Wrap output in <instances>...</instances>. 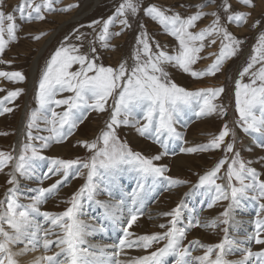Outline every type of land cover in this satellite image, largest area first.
I'll use <instances>...</instances> for the list:
<instances>
[{"label":"snow or ice","instance_id":"obj_1","mask_svg":"<svg viewBox=\"0 0 264 264\" xmlns=\"http://www.w3.org/2000/svg\"><path fill=\"white\" fill-rule=\"evenodd\" d=\"M214 0H207L205 4L196 5L194 14L187 17L170 9L149 5L144 9V15L158 23L164 34L173 37L178 42L175 55H171L159 45L150 42L146 32H141L136 37V50L133 54V65L121 62L118 68L105 67L96 63L97 57L80 53L76 45L65 42L55 51L47 61L38 85L36 101L38 107L31 112L27 122V143L23 145L18 156L0 151V172L12 161L13 171L9 173L7 183L12 187L7 189L5 199L0 200V264H19L17 257H23L29 252L42 250L43 254L36 257L31 264H165V258L174 257V264H264V250L253 252L250 245L264 246V180L259 178L256 169L246 166L235 153L229 163L227 153H233L234 143L225 145L226 137L235 134L225 124L218 135L213 136L206 144L195 147L180 148L182 153L195 154L197 152L214 151L224 145L225 159L220 160L214 168L199 178L193 191L203 189L209 194L207 208H212L220 201H229L228 207L220 214L221 218L202 223L198 216L187 220L181 226L184 204H178L170 212L163 215L170 217L168 224H160L163 232L136 235L129 231L130 228L144 215L146 184L149 178L153 185L162 178L167 181V190L180 186L182 181L166 176L167 167L157 166L154 161H159L162 156L168 155L170 144L177 141L184 142V136L177 131L176 125L183 120L187 110H192L196 117H206L214 114L226 115V110L213 101L224 92V88H201L188 91L179 87L169 79L167 67H175L190 75L194 79L205 76H214L218 73L224 62L231 59L239 51L242 40L232 35L221 24L218 12L206 14L202 11ZM56 0H20L15 11L28 22L43 21L45 13L55 12ZM237 3L248 9H254V0H237ZM2 6V0H0ZM69 8L63 9L69 11ZM229 0H223L222 9L227 13V22L241 27L247 23L251 11L232 12ZM140 5L134 0H123L116 9V14L103 22L96 40L102 47L107 48L113 35L119 36L121 32L110 33L109 27L117 17L122 26L130 27L128 14L136 16ZM171 12V14H169ZM205 15L214 17L212 24L199 32L191 31ZM5 21L7 24L5 25ZM95 23H99L96 21ZM260 24L257 20L252 27ZM93 27V25H89ZM143 28V25H141ZM17 28L14 15L5 14L0 10V56L5 52L9 43L17 40ZM5 34L7 38H5ZM44 35V34H41ZM36 36L35 39H40ZM83 36H77L82 40ZM220 39L218 54L211 53L215 59L203 71L193 69L199 60L205 59L200 55L206 46L210 47ZM207 42V44H206ZM253 54L247 65L239 73L240 79L235 83V108L239 114L237 126L249 136H259L264 141V34L258 38L257 44L252 49ZM95 47L91 53H95ZM0 63H5L0 59ZM79 68L73 71V66ZM256 65H259L256 68ZM256 68L255 71L253 69ZM245 76L249 82L242 83ZM0 77L12 83H22L24 75L19 72L0 71ZM2 90V89H0ZM23 93V89L8 92L0 100V114L11 112L13 109L4 106V101L11 102ZM64 93H70L65 98L58 99ZM109 99L113 100L110 119L106 122L105 130L95 141H83L79 146L92 153L86 161L64 160L60 158H47L41 155L44 149L53 144L64 143L72 136L80 123L86 118L88 112L103 113L108 110L106 105ZM198 106V110L194 107ZM56 108H63L57 112ZM143 114V124L137 119L133 122L134 113ZM50 114V115H49ZM42 120L47 127L43 131L48 136H33L32 129L37 126V121ZM135 127L137 133L158 144L163 151L151 158L139 152H133L126 144H122L116 134L120 126ZM139 125V126H138ZM186 126V122H185ZM39 141V146L32 143ZM99 145H102L99 146ZM264 147V143H261ZM48 161L47 171L39 177L44 179L59 176L55 183L49 187H40L32 196L27 205L19 203L17 195V176L31 179L38 167L37 161ZM227 164V185L217 183L218 174ZM131 167L136 171L141 182L137 191L133 192L131 206L120 213L113 212L111 206L95 201L104 209L107 219L119 223L122 235L118 242L106 244L93 250L96 246H85L86 237L94 229L86 225L81 219L83 202L85 198L93 201L100 182L105 178L114 177L117 173ZM87 170L85 183L75 192L68 201L69 207L62 213L41 211V206L56 196L70 178L81 175L82 170ZM235 181V183H233ZM251 199L258 207L254 227L246 231L242 240H235L229 236V228L224 227L223 239L214 245L205 246L199 241L191 242L184 246L188 231L192 228L216 229L220 225H230L232 214L243 200ZM123 204V201H120ZM42 218V219H38ZM103 231V227L100 229ZM162 244L155 251L146 255L127 256V249L143 250L148 252L154 245ZM56 250H54V248ZM198 246L204 250L203 255L192 259V251ZM233 248L239 253L240 259L231 261L227 256L235 254ZM14 249H16L14 251ZM107 249H112L111 252ZM52 252L51 255L48 253Z\"/></svg>","mask_w":264,"mask_h":264},{"label":"rangeland","instance_id":"obj_2","mask_svg":"<svg viewBox=\"0 0 264 264\" xmlns=\"http://www.w3.org/2000/svg\"><path fill=\"white\" fill-rule=\"evenodd\" d=\"M122 2L123 0H56L54 7L57 10L55 12L45 13V19L43 21L28 22L21 17L19 12L15 11V8L20 3V0H2V6H0V10H2L6 15H14V23L17 28V40L15 42L9 43L4 54L0 56V59L5 61V63H0V71H19L24 75L25 80L22 83H12L3 77H0V89H2L0 90V100H3L10 91L23 89V93L15 100L11 102L4 101V106L12 108L13 110L11 112L0 114V151L11 153L13 156H16V129L17 126L21 124V120L23 122V128L21 137H19L18 154L23 145L28 142L27 122L31 112L38 107L36 94L38 92V85L42 71L44 70L47 61L62 45V43L65 42L66 38L67 44L76 45L79 47L80 53L97 57L98 59H96V63L98 65L112 67L115 69L119 67L121 62L126 61L127 65L131 67L134 63L133 54L137 47L136 37L141 32L147 33L150 42L153 43L154 50L155 43H159L163 50L171 55H175L176 50L178 49V42L173 37L164 34L163 29L158 23L144 15V9L146 7L149 5H155L157 7L170 9L171 12L179 13L181 16L187 17L195 13L197 10L195 7L196 5L205 4L207 3V0H134V2L140 5V9L136 16L128 14L127 18L130 27L125 28L122 26L119 22L122 17H117L114 23L110 25L109 31L110 33L121 32V35H113L109 41V46L107 48L102 47L101 43L96 40V37L102 28L103 22L108 20L110 17L115 16L116 9ZM222 3L223 0H214V2L209 4V6L204 7L202 11L206 14H210L214 11L218 12L221 18V24L224 25L232 35L243 41L236 55L231 59L226 60L221 70L216 73V75L205 76L202 79H194L190 75L183 73L175 67L169 66L166 68V70L168 71L169 79L172 82L188 91H196L198 89L208 87L224 88V92L213 102L219 106H222L226 110V115L220 116L219 114H214L198 118L195 116L192 110H187L183 120L176 125L177 131L181 132V134L184 136V142L177 141L174 144H170L169 154L162 156L159 161H154L157 166L167 167L169 169V171L165 173L166 176L184 182L180 186L174 187L171 190H167V187H165V184L167 185V181H164L162 178L160 179L159 183H156L155 185L152 184L151 178L145 181L146 192L143 193L146 201L144 214L146 210L158 200V198L160 199L163 197L160 201V212L162 215L159 217V224L154 233L163 232L166 230L161 229L159 225L168 224V221L171 218L164 216L163 214L170 212L182 202L183 204H189L190 202L188 196L190 194H194V197L197 193L204 197L208 202L209 194H207L203 189L196 191H193V189L194 186L198 184L199 178L201 176L214 168L220 160L225 159L226 153L224 151V145H222L218 150L197 152L195 154L182 153L180 148L195 147L206 144L213 136L220 133L225 124H227L230 131L235 134L234 140L232 135L226 137L225 140V145L227 143H234L233 153H227V159L229 163L234 158L235 153H239V158L245 162L246 166L256 169V171L259 173V178L264 180V147H261V143H264V141H262L259 136H249L245 134L242 129L237 126L239 114L236 112L235 108V83L238 79H240L239 73L247 65L249 58L253 54L252 49L257 44L259 36L264 34V0H254V9L243 7L237 3V0H229V3L232 6L230 11H251V16L249 17L247 23L241 27H237L234 24H229L227 22V13H225L222 9ZM69 6H72L69 11L63 10L69 8ZM171 12L169 14H171ZM213 19L214 17L211 15H205L197 22L196 27L191 31L199 32L200 30L210 26ZM257 20L260 21V24L256 27H252L253 23ZM96 21H99V23H95ZM6 24L7 21H5V25ZM89 25H93V27H89ZM141 25H143V28H141ZM81 35L83 36L82 40H78L77 36ZM36 36H41V38L35 39ZM49 37L50 40H48ZM5 38H7L6 34ZM45 41L47 46L39 58L36 77L33 81L30 91L26 92L27 85L30 80L29 72L31 63L37 56L38 50ZM92 47H95V53H91ZM219 48L220 39L217 38L216 44H213L210 47L206 46L203 52L200 53L202 57L206 58L199 60L195 65H193V69L196 71H203L207 69L215 59V56L210 54H218ZM258 67L259 65H256V68ZM78 68V65H74L72 70L75 71ZM256 68H254L253 71H255ZM248 82L249 78L248 76H245L242 80V83ZM68 95H70V93H64L62 96H58L57 98L62 99ZM112 104L113 100L109 99L108 104L106 105L108 108L107 111L103 113H98L95 111L88 112L86 118L82 123L79 124L72 136L68 137L64 143L53 144L51 147L44 149L41 152V155L47 158H60L64 160H88L92 153L86 148L79 146V143L83 141H95L97 137L101 135V133L105 130L106 122L110 119ZM194 107H196V110H198V106L194 104ZM55 110L57 112H61L63 108H56ZM142 117V112L137 111L134 113V117L130 119H132L133 122L138 119L140 124H143L144 121ZM46 127L47 125L42 120H38L37 126L32 129V135L37 137L48 136L49 133L47 131H43V129ZM116 134L122 144H126L133 152H139L145 157L151 158L163 151V149H161L158 144L153 143L152 140L140 136L137 133L135 127L122 125L117 128ZM32 143L39 146V141H32ZM99 146L102 147V145ZM178 159H180V162L175 164V160ZM14 163L15 161H12L7 167L4 168L2 172H0V200L5 199V193L7 192V189L12 187L7 183V181L10 178L9 173L13 171ZM36 163L38 167L36 168L35 175L31 179L17 176V195L19 203L21 204H29L31 202L30 198L36 194V190L38 188H47L51 184L55 183L57 179L61 178L59 176H52L51 179H44L41 183L39 177H41L43 173L47 171L48 161H37ZM227 167L228 165L225 164L221 169L220 173L218 174L220 179H217V183L227 185ZM86 175L87 170L84 169L82 170L80 176L76 178H70L66 185L61 187L58 192V194L60 192L62 193L64 189L72 185L71 189H67V194H63V196H61V193L60 195L57 194L52 198L58 199L56 203L53 204L54 206H51L52 209L48 210L45 208L47 203L52 200L50 199L45 203L46 205L43 204L41 206V211H47L56 214L65 211L67 207L70 206L68 201L70 200L71 196L85 183ZM123 177H127L126 179H129V182L131 181L129 188L135 187V191H137L138 184L136 186L132 181L136 179V181L140 183L141 178L136 171L131 169V167H125L124 170L117 173L114 177L109 179L105 178L100 182L93 201H101L104 204L105 202L110 204L116 201L120 203V201L127 199L128 203L131 204L133 192L126 193L127 188H122L120 192L117 190L118 187L115 186L116 180H120V178ZM233 183H235V181H233ZM112 193L114 194L112 195ZM93 201H88L85 198L82 208V217H87L90 220H93L94 225H96L98 229L103 227V235L104 233L108 235L109 230L104 222V218L101 216L97 217V213L92 214L90 209H88V205L92 203L99 206ZM124 203L127 202L125 201ZM228 204L229 201H220L209 209L207 208V203H205L206 206L202 205L203 207L201 209L199 208L198 213L192 215L184 214L182 215L181 220L185 218V220H183V224H185L188 219L193 218L194 216H198L199 218L202 217V223L217 218L222 219L220 214L225 210V208L228 207ZM96 208L97 210L99 209L98 207ZM245 208L248 210H245ZM240 209H244L246 212L250 210L251 213L244 214L239 211ZM101 211L105 217L104 211ZM257 211L258 207L256 203L251 199H246L243 200L241 205L234 210L232 218L244 219V216H251L252 229L254 227ZM126 214L127 213L125 211L124 215ZM233 223L234 221L231 220L230 225H220L216 229H205L201 227L192 228L194 229V232H198V234L201 233L200 236L203 237L204 241H199L197 239L189 241L185 240L184 246H189L190 243L194 241H199L200 244L205 246L219 243L224 237V232L221 229L228 227L229 234H232L233 231L231 226ZM112 228H118L117 235L119 237L122 235L120 231V225L112 226ZM192 229L188 231V234L191 233ZM106 240H109V238L106 237ZM161 246L162 244L154 245L148 250L147 254L151 251H155ZM250 247L253 252L264 250V246L256 245L254 243L251 244ZM195 250L196 249L192 251V254L193 252L195 253ZM49 253L50 255L52 254V252ZM203 253L204 250L201 249V253H199L198 256L203 255ZM25 256L21 258L25 259ZM233 256L240 259L239 253L233 254ZM165 259V264H174V257H167Z\"/></svg>","mask_w":264,"mask_h":264},{"label":"bare ground","instance_id":"obj_3","mask_svg":"<svg viewBox=\"0 0 264 264\" xmlns=\"http://www.w3.org/2000/svg\"><path fill=\"white\" fill-rule=\"evenodd\" d=\"M48 40H50V37L48 38ZM46 46L47 45H46V41H45L43 43V45L40 47V49L38 50L37 56L35 57V59L31 63L30 72H29V74H30V80H29V83L27 85L26 92H29L30 89H31V87H32V85H33V81H34V79L36 77V73H37V69H38L39 58L41 57V54H43ZM22 128H23V122L21 120V124L18 125L17 126V129H16V131H17V138H16L17 144H16V149H15L16 156H18V151H19L18 150V144H19V139H20L19 137H21ZM179 162H180V159L175 160L174 163L175 164H178ZM126 178L127 177H123V178H120V180H116L115 186L118 187L117 190L121 192V189L122 188H124V189L127 188L126 193L135 192V187L129 188L130 185H131V183H130L131 181L129 182L128 181L129 179L127 180ZM132 182L135 183V185L137 186L138 181H136V179L134 181H132ZM165 187H166V184H165ZM71 188H72V185H70V187L64 189L62 191V193L60 192L61 193V196H63V194H67V192H68L67 189H71ZM60 193L58 195H60ZM113 194L114 193H112V195ZM193 195L194 194H190L188 196V199H189V202H190L189 204H185L184 203L183 215L184 214L192 215V214L198 213L199 208L201 209L203 207L202 205L206 206L205 203H207V200L204 197H202L201 195H199L197 193H196V196L193 197ZM162 198H160V199L158 198V200L155 203H153L150 208H148L146 210L144 216H142L137 221V223L134 224L132 226V228L129 229V231L134 232L136 235L153 234L156 231L157 227H158V224H159V221L158 220H160L159 217H160V215H162L161 212H160L161 211L160 201H161ZM57 200L58 199H55V198L52 199L49 203H47V205L45 204L46 205L45 208L48 209V210H51L52 209L51 206L53 204H55ZM125 201L127 203L120 204V203H118L116 201L117 203L116 202H112L110 204H107L105 202V204L111 206V210L113 212H117L119 214L120 213V210H123V214H124V212L126 211V209L131 206V204L128 203V200L127 199H124L123 202H125ZM93 202H95V201H93ZM197 203H198V205H197ZM88 206H89L88 209H90V211L92 212V214L97 213L98 214L97 217L98 216H101V217L104 218V222L107 225V228L109 230V234L106 235V233H104V235H103L102 231L100 229H98L96 225H94L93 220H90L87 217L86 218H83L82 217L83 216V211H82V215H81L80 219L86 225H89L92 229L95 230V231H93V233L91 235H89V236L86 237L87 244L85 246L86 247L89 246V245L96 246L93 250L99 251V248L103 247L106 244H114V243H117L118 242V239H119V236L117 235V229L118 228L117 229H113L112 226H119V223L118 222L117 223H113L110 219H107L106 217H104L103 214H102V211H101V210L104 211L103 208H101V207H99V206H97V205H95L93 203L92 204H89ZM96 207H98L99 209L97 210ZM94 208H96V209L93 210ZM245 210H248V209L245 208ZM245 210L244 209L243 210L240 209L239 211L242 212V213H244V214L251 213L250 210L248 212H246ZM247 216H244V219L232 218V220L234 221V223L231 226L233 233L232 234L231 233L229 234V236L231 238H233L235 240H242L243 237H244V235L246 234V231H250V229H251V222L252 221H251V216H248L249 218ZM199 219H200L201 222L203 221L202 217H200ZM183 220H185V218ZM183 220H181V225H184L183 224L184 223ZM234 225H237V226H234ZM239 230H241V231H239ZM200 231H204V230H200ZM200 234L201 233L198 234V232H194V229H192L191 233L190 234H187V237H186L185 240H188L189 241V240L197 239L199 241H204L203 240V237H201ZM106 237H108L109 240H106ZM102 240H105V241H102ZM194 249H196V250H195V253L193 252L191 258H194V257L198 256L199 253H201V248H199L198 246H195ZM15 250L16 249H14V251ZM54 250H56V249L54 248ZM107 251L111 252V249H107ZM125 251L127 252V256H122L121 259H126V258L132 257V256H140V255H146L147 254V252H145L143 250L127 249ZM233 252L235 254H238V252H236V249L235 248H233ZM42 254H43L42 250H39V251H36V252H30V253L26 254L25 259H22L21 257H17V259L19 261V264H31V262L36 257H38V256H40ZM48 254L50 255V253H48ZM227 259L228 260H231V261H236V260H238V257H235L232 254V255L227 256ZM193 264H195V261L194 260H193Z\"/></svg>","mask_w":264,"mask_h":264}]
</instances>
